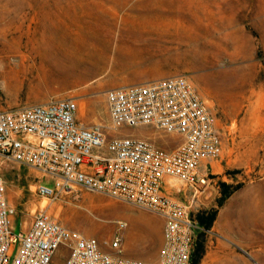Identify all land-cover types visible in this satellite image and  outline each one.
Instances as JSON below:
<instances>
[{
    "label": "rangeland",
    "instance_id": "obj_1",
    "mask_svg": "<svg viewBox=\"0 0 264 264\" xmlns=\"http://www.w3.org/2000/svg\"><path fill=\"white\" fill-rule=\"evenodd\" d=\"M70 61L79 65L67 71ZM174 76L196 86L224 145L202 193L177 179L166 186L195 218L218 211L211 230L196 234V246L205 244L200 264H264V0H0V111L74 98L79 122L101 126L108 139L131 136L174 151L179 136L114 129L106 100L110 89ZM0 175L17 210L16 234L27 233L41 209L102 245L124 221L123 254L157 260L159 215L88 191L48 200L38 186L53 187L50 178L1 158ZM223 184L232 194L220 206Z\"/></svg>",
    "mask_w": 264,
    "mask_h": 264
},
{
    "label": "built area",
    "instance_id": "obj_2",
    "mask_svg": "<svg viewBox=\"0 0 264 264\" xmlns=\"http://www.w3.org/2000/svg\"><path fill=\"white\" fill-rule=\"evenodd\" d=\"M106 100L114 129L154 127L183 143L169 151L131 136L108 139L101 126L79 122L76 99L63 98L0 111V158L50 178L53 187L38 186L48 200L88 191L159 215L164 239L158 259L123 254L124 221L117 223L115 238L102 245L41 209L33 214L28 232L16 234L12 226L17 210L9 204L7 182L0 175V264H60L58 257L62 264L193 263L202 228L192 205L167 194L166 186L177 179L196 196L210 184L209 166L224 151L216 116L185 76L110 89Z\"/></svg>",
    "mask_w": 264,
    "mask_h": 264
},
{
    "label": "trees",
    "instance_id": "obj_3",
    "mask_svg": "<svg viewBox=\"0 0 264 264\" xmlns=\"http://www.w3.org/2000/svg\"><path fill=\"white\" fill-rule=\"evenodd\" d=\"M232 192H230L229 187L223 184V195L219 200V205L222 206L223 203L231 196ZM218 211H212L209 214L205 215H198L197 222L199 223L200 227L204 231L211 230L213 227L214 222L216 221ZM202 234V233H201ZM204 235V233L202 234ZM203 237V236H202ZM205 256V244L204 242H197V246L195 247V251L193 254V263L192 264H200L202 259Z\"/></svg>",
    "mask_w": 264,
    "mask_h": 264
},
{
    "label": "bare ground",
    "instance_id": "obj_4",
    "mask_svg": "<svg viewBox=\"0 0 264 264\" xmlns=\"http://www.w3.org/2000/svg\"><path fill=\"white\" fill-rule=\"evenodd\" d=\"M221 50V49H220ZM220 55V54H219ZM222 55V54H221ZM218 58V57H217ZM69 63V62H68ZM79 64H78V62H76V61H70V63L69 64H67L66 66H68V68H67V71H69L71 68L73 69L74 67H77ZM43 207H45V206H43ZM261 209V208H260ZM263 241H264V239H263ZM263 252V251H262Z\"/></svg>",
    "mask_w": 264,
    "mask_h": 264
},
{
    "label": "crops",
    "instance_id": "obj_5",
    "mask_svg": "<svg viewBox=\"0 0 264 264\" xmlns=\"http://www.w3.org/2000/svg\"><path fill=\"white\" fill-rule=\"evenodd\" d=\"M211 165H213V163H211ZM157 259H158V257H157Z\"/></svg>",
    "mask_w": 264,
    "mask_h": 264
}]
</instances>
